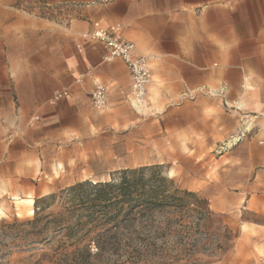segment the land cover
Wrapping results in <instances>:
<instances>
[{
    "label": "crops",
    "instance_id": "crops-1",
    "mask_svg": "<svg viewBox=\"0 0 264 264\" xmlns=\"http://www.w3.org/2000/svg\"><path fill=\"white\" fill-rule=\"evenodd\" d=\"M17 1L0 0V82L18 84L13 92L0 90L7 104L0 107V142L17 127L29 146L11 174L24 179L27 193L43 197L118 172V132L138 140L145 127L168 158L176 154L171 146L201 145L204 121L217 123L220 113L216 104L206 117L203 98L241 104L248 119L257 117L264 143V0H44L48 8L61 4L60 22L14 10ZM93 23L119 25L135 55L150 58L147 117L133 103L124 64L103 61L104 47L83 37ZM12 32L24 50L31 46L28 35L49 34L51 59L39 52L12 61ZM41 41L35 49L48 50ZM94 81L107 91L103 111L92 107ZM12 97L17 117L11 116ZM107 132L114 133L113 143H106ZM260 157L264 161V149ZM94 162L110 163L109 169L94 172Z\"/></svg>",
    "mask_w": 264,
    "mask_h": 264
},
{
    "label": "rangeland",
    "instance_id": "rangeland-1",
    "mask_svg": "<svg viewBox=\"0 0 264 264\" xmlns=\"http://www.w3.org/2000/svg\"><path fill=\"white\" fill-rule=\"evenodd\" d=\"M45 3L44 0H18L13 8L44 22L64 20L61 4L48 8ZM18 40L19 34L12 32L8 52L15 63L20 57L31 59L39 52L45 59H51L49 34L28 35L31 46L27 50L18 47ZM40 40L48 50L35 49V43ZM91 57L94 59L93 54ZM44 66L49 70L50 62ZM3 89L13 92L18 84L0 82V90ZM216 104L220 110L218 122L204 121L202 144L171 146L172 153L176 154L169 158L164 154L165 147L148 140L145 127L139 132L138 140L123 138L126 133L118 132V172L87 183L118 182L123 171L147 168L144 178L152 174L164 178V192L170 198L161 209L135 214L119 231L108 233L104 238L107 250L98 256H94L98 252L89 239L104 233L105 229L98 227L89 232L78 247L81 250L86 245L91 257L70 245L83 231L68 238L63 230L74 219L66 210L73 197L67 191L85 182L59 188L43 197L27 193L24 179L18 181L11 174L20 170V157L29 146L20 142L17 127L12 129L0 142L3 143L0 145V264H72L75 263L73 254L81 264H264L261 130L257 117L248 119L249 115L241 112V104H229L222 98H203L204 113H209L206 117H211ZM147 105L146 95L145 105L137 110L141 118L150 115ZM1 106L6 108L7 104L0 99ZM10 107L11 116L17 117V97H12ZM105 136L106 143L109 140L113 143L114 133L107 132ZM162 157L168 160L156 161ZM104 166L109 169L110 163L92 164L94 172ZM154 167L158 169L152 170ZM29 200L33 201L34 212L36 207L41 209L37 216L27 214ZM108 213L115 215L116 209L112 207ZM60 215L62 220L55 221Z\"/></svg>",
    "mask_w": 264,
    "mask_h": 264
},
{
    "label": "trees",
    "instance_id": "trees-1",
    "mask_svg": "<svg viewBox=\"0 0 264 264\" xmlns=\"http://www.w3.org/2000/svg\"><path fill=\"white\" fill-rule=\"evenodd\" d=\"M146 169L123 171L118 182L95 185L85 182L69 188L67 193L72 194L73 197L70 198L66 210L71 213L74 219L63 230L68 238L74 237L79 232H84L70 244L75 247L77 252L85 251L87 252L86 255L91 257L86 245L81 250L78 246L89 232L100 227L105 229L104 233L89 240H92L98 252L94 256L102 254L103 251L107 250L106 239L104 238L108 233L119 231L123 226L122 224H126L135 214L151 213L161 209L166 204L170 198L164 192L166 180L156 174L145 179ZM156 169L158 168H152V170ZM85 189L92 191V194H88ZM186 195L195 197L190 193H186ZM177 200L180 202V199ZM112 207L116 209L115 215L108 213V209ZM39 212L41 209L36 207L34 214L37 216ZM61 220L62 216L60 215L55 221L60 222ZM72 258L75 262L72 264H81L76 262L77 256L75 254Z\"/></svg>",
    "mask_w": 264,
    "mask_h": 264
},
{
    "label": "built area",
    "instance_id": "built-area-1",
    "mask_svg": "<svg viewBox=\"0 0 264 264\" xmlns=\"http://www.w3.org/2000/svg\"><path fill=\"white\" fill-rule=\"evenodd\" d=\"M85 39L100 43L105 49L103 61L111 62L120 60L131 79V96L136 108L145 105L146 89L150 82L149 57L137 56L134 53V45L125 40L121 35L119 25L103 27L100 23H93L92 30L83 36ZM91 92L93 109L103 111L107 108V91L105 87L94 81Z\"/></svg>",
    "mask_w": 264,
    "mask_h": 264
},
{
    "label": "bare ground",
    "instance_id": "bare-ground-1",
    "mask_svg": "<svg viewBox=\"0 0 264 264\" xmlns=\"http://www.w3.org/2000/svg\"><path fill=\"white\" fill-rule=\"evenodd\" d=\"M240 107H241V105H240ZM234 140H235V139H234ZM32 204H33V201H32V200H29V201L27 202V205H28V207H29V208H27V214H28V215H33V214H34V211H33V209L31 208Z\"/></svg>",
    "mask_w": 264,
    "mask_h": 264
}]
</instances>
